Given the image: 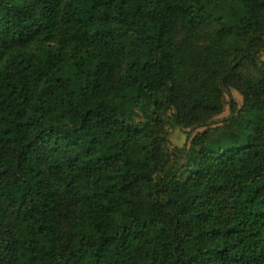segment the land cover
I'll return each mask as SVG.
<instances>
[{
	"label": "trees",
	"instance_id": "trees-1",
	"mask_svg": "<svg viewBox=\"0 0 264 264\" xmlns=\"http://www.w3.org/2000/svg\"><path fill=\"white\" fill-rule=\"evenodd\" d=\"M0 264H264V0H0Z\"/></svg>",
	"mask_w": 264,
	"mask_h": 264
},
{
	"label": "rangeland",
	"instance_id": "rangeland-1",
	"mask_svg": "<svg viewBox=\"0 0 264 264\" xmlns=\"http://www.w3.org/2000/svg\"><path fill=\"white\" fill-rule=\"evenodd\" d=\"M246 71L251 72L252 70L251 68L247 67ZM225 98H226L225 109L220 115L214 118L213 126L218 125L219 123H221V121H223L225 118L231 115L232 113L231 107H230L231 100H234L238 104L239 107H241L244 102L243 95L236 89H231L230 93L227 92L225 95ZM189 130L192 131V135H195L197 132H201L205 130V128H199L196 130L194 129L184 130L181 128H172L171 135L169 137V139L171 140L169 143V148L173 150L175 145H182V146L185 145V143H187V137H188Z\"/></svg>",
	"mask_w": 264,
	"mask_h": 264
}]
</instances>
